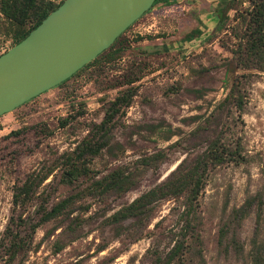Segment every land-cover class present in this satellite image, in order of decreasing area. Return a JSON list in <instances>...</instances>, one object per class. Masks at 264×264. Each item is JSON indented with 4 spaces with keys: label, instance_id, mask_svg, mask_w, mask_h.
I'll return each mask as SVG.
<instances>
[{
    "label": "rangeland",
    "instance_id": "374dc122",
    "mask_svg": "<svg viewBox=\"0 0 264 264\" xmlns=\"http://www.w3.org/2000/svg\"><path fill=\"white\" fill-rule=\"evenodd\" d=\"M224 5L159 2L69 80L0 117V237L11 219L38 225L33 233L14 226L27 244L12 264H166L182 243L169 264H252L256 254L264 264V70L243 68L236 54L248 3L234 2L219 25L214 12ZM29 26L0 13V55ZM193 30L200 36L187 40ZM236 95L241 112L226 101ZM122 96L129 104L104 134L97 127ZM212 140L236 151V162L209 169L193 237L180 231L184 196L115 217ZM102 143L98 154L86 150ZM72 169L79 172L68 183ZM113 173L124 185L107 190ZM30 177L33 193L16 205ZM64 201L60 214L41 220Z\"/></svg>",
    "mask_w": 264,
    "mask_h": 264
},
{
    "label": "trees",
    "instance_id": "16d2710c",
    "mask_svg": "<svg viewBox=\"0 0 264 264\" xmlns=\"http://www.w3.org/2000/svg\"><path fill=\"white\" fill-rule=\"evenodd\" d=\"M222 1L225 5L214 12V16L218 20L219 25L223 22V14L231 8L234 2L239 4L248 3L250 9L243 21L245 29L243 33L236 35L239 39L236 54L238 55L240 64L243 68L264 70V0ZM159 2H163L170 6L176 4L177 0H156L152 8ZM61 4L62 3L55 5L49 0H0V13L11 25L15 24L16 26L21 27L25 26L27 23L30 24L27 29H21L15 34L13 46L26 38L27 35L42 22V20H44L52 11L56 10ZM197 36H200V31L193 30L188 34L186 39L190 40ZM227 100H232L236 109L239 112L242 111L243 101L240 95H236V97H227L226 101ZM128 104V99L125 96L117 98L115 102L112 103L111 116L104 120L97 129H102L103 133L106 134L108 131L106 126L109 125L113 116L118 112L119 107L122 105L127 106ZM106 145L107 143H102L101 147L98 148V146L91 144L86 150L91 154H98ZM235 155H237L236 151L229 149L219 140L209 141L201 155L197 156L189 163H187V161L181 163L164 184L142 194L130 205L124 207L115 217L119 220H123L128 217L146 215L148 213L146 207L156 200L166 197L184 196L186 199V209L188 208V210L184 211L185 225L180 231L182 232L183 238H186L187 236L193 237V233H191L193 232V228L190 227L195 221V211H193V206L197 203L200 190L205 184L209 169L215 168L224 163L236 162ZM78 172L79 170L72 169L68 174L66 182H72V177L77 176ZM124 182L125 179H120L119 173H113L106 179L105 186L107 190L119 189L124 185ZM35 184L34 178H28L14 197L16 205L25 204V200H28L33 193ZM66 204L67 201H64L53 207L50 212H46L43 215L41 220L47 221L54 218L60 214ZM245 206L248 207L249 203H246ZM14 226H23L25 230L29 228L31 233H33L38 225L31 224L30 221H27L22 217H19L18 220H10V223L6 226L0 237V252L4 264H12L21 252L26 251L27 239L22 237L21 232ZM183 248V243L175 247L166 264H169V262H171ZM252 264H263L262 257L259 256V254H256L253 258Z\"/></svg>",
    "mask_w": 264,
    "mask_h": 264
},
{
    "label": "water",
    "instance_id": "95a60500",
    "mask_svg": "<svg viewBox=\"0 0 264 264\" xmlns=\"http://www.w3.org/2000/svg\"><path fill=\"white\" fill-rule=\"evenodd\" d=\"M156 0H64L0 55V117L70 79Z\"/></svg>",
    "mask_w": 264,
    "mask_h": 264
}]
</instances>
